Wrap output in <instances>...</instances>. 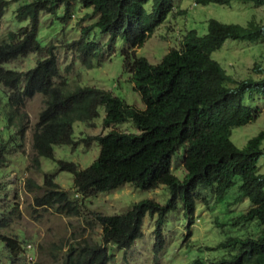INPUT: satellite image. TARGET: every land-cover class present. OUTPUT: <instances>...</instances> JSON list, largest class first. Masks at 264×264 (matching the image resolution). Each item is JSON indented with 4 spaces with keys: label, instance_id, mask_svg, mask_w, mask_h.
Here are the masks:
<instances>
[{
    "label": "trees",
    "instance_id": "trees-1",
    "mask_svg": "<svg viewBox=\"0 0 264 264\" xmlns=\"http://www.w3.org/2000/svg\"><path fill=\"white\" fill-rule=\"evenodd\" d=\"M195 1L202 5H230L234 0ZM239 1L264 5V0ZM77 2L90 9V15L96 19L82 30L78 39L66 45L79 53L88 68H93L101 49L100 43L90 38L91 31L99 28L108 34L110 49L121 42L123 69L130 75L144 108L128 103L111 90L95 85L71 88L66 79H61L55 45H43L39 40L41 14L68 21ZM149 2L29 0L20 5L15 14L20 23L26 24L10 31L7 39L0 42V84L5 89L6 103L12 109L7 126L21 112L26 99L37 93L44 95V107L33 132L36 155L32 157V164L36 168L41 165L42 157L56 159L55 145L77 143L74 124L99 118L101 107L105 110L103 124L106 128L131 122L136 129L127 132L113 127L106 134L91 137L99 143L100 151L85 168L56 159L60 170L73 174L74 197L54 181L52 174H45L46 190L35 197L38 207L76 216L81 213L82 199L126 183L142 190L164 186L170 193L164 204L144 198L124 212L98 213L96 219L103 229L101 241L83 239L76 244L69 243L64 264H109L112 258L109 246L124 251L130 249L144 236L147 215L156 217L153 252L159 254L166 247L164 224L168 214L182 206L185 217L189 218L195 213L198 201H220L237 184L238 178L239 193L235 201L247 198L250 205L234 223L257 221L264 225V172L259 166L264 155V130L243 147L237 146L231 138L235 127L253 122L259 116L246 98L255 94L264 97V69L255 63L254 71L262 73L261 78L236 79L212 56L229 39L264 41V23L251 19L244 25L210 18L205 34L200 35L196 29L188 30L179 47H172L160 62L153 64L138 55L136 49L144 46L174 6L172 0H154L152 8L148 9ZM9 4L10 0H0V29ZM60 4L65 5L64 15L58 13ZM32 52L39 56L36 64L25 71L3 66ZM27 126L22 121L17 126L21 139ZM180 148H184L186 174L183 178L173 172V159ZM6 149V143L0 141V165L6 161ZM29 185L33 186L31 180ZM2 212L0 229L8 226V216L4 217ZM0 241L10 257L23 254L25 240L0 232ZM217 247H229L231 251L229 256H222L211 264H264V229L257 237H229ZM193 264L207 263L196 258Z\"/></svg>",
    "mask_w": 264,
    "mask_h": 264
},
{
    "label": "rangeland",
    "instance_id": "rangeland-1",
    "mask_svg": "<svg viewBox=\"0 0 264 264\" xmlns=\"http://www.w3.org/2000/svg\"><path fill=\"white\" fill-rule=\"evenodd\" d=\"M28 1L10 0L0 29V42L7 39L10 31L26 24L20 23L15 14L16 9ZM153 3L154 0H150L147 8L151 9ZM172 3L174 7L166 20L157 27L142 48L136 49L138 55L145 56L153 64L160 62L172 47H179L188 30L196 29L200 35L205 34L210 18L244 25L251 19L264 23V5L257 6L253 2L234 0L230 5H202L195 4V0H172ZM64 7V4H60L58 13L64 15ZM87 11L90 9L77 2L72 10L74 16L68 21L56 19L54 15L47 13L41 14L39 40L43 45H55L61 66V79H66L71 88L77 85H95L111 90L128 103L144 108L140 95L129 79L130 75L123 69L121 50L124 45L121 42L110 49L112 47L107 42L108 34L99 28L91 31L90 38L100 43L101 49L99 59L93 62V68H88L79 53L66 45L67 42L78 39L82 30L95 21L96 18ZM38 56L32 52L4 63L3 66L25 71L36 64ZM212 56L236 79H259L263 76L254 71V65L259 63L264 69V41L229 39ZM6 101L5 89L0 84V141L7 145L6 161L0 165V211H3L4 217L8 216V226L1 228L0 232L25 240L33 248L17 257H10L0 241V264H64L69 243L76 244L83 239L101 241L103 229L96 219L98 213L111 215L124 212L133 203L144 198H153L164 204L170 197L164 186L142 190L126 183L112 191L99 192L82 199L81 213L76 216L59 213L53 208L38 207L35 197L41 196L46 190L45 174H52L54 181L67 190L71 198L74 197L73 174L60 170L56 159L75 162L85 168L98 157L100 151L99 143L91 137L106 134L113 127L127 132H135L136 129L131 122L106 128L103 124L105 110L101 107L99 118L90 122L77 121L74 124L77 143L55 145L56 159L42 157L41 165L36 168L32 164V157L36 155L33 149V132L44 107V95L37 93L26 99L21 112L10 120V128L7 126V119L12 109ZM246 102L258 110L259 116L253 122L234 128L231 138L239 147H243L251 137L264 130V97L255 94L252 98H246ZM20 121L28 125L23 139L17 133ZM183 152L184 148H180L173 159V172L180 178L186 174ZM259 166L260 171L264 172V155ZM29 180L33 182L32 187ZM239 182L238 178L237 184L220 201H198L195 213L189 218L185 217L182 206L168 214L164 224L166 247L159 254L153 252L156 217L147 215L143 226L144 236L130 249L124 251L116 246H109L112 253L109 264H193L196 258L211 264L222 256H229L231 249L217 247L220 242L235 236L257 237L264 229V225H259L257 221L234 223L250 205L247 198L235 201L239 193ZM28 255H34V258L30 260Z\"/></svg>",
    "mask_w": 264,
    "mask_h": 264
},
{
    "label": "clouds",
    "instance_id": "clouds-1",
    "mask_svg": "<svg viewBox=\"0 0 264 264\" xmlns=\"http://www.w3.org/2000/svg\"><path fill=\"white\" fill-rule=\"evenodd\" d=\"M195 4H197V2L195 1ZM87 12H91V10L90 11H87ZM86 12V13H87ZM74 16V15H73ZM134 84V83H133ZM33 248V245L31 244V243H23V249H24V252H28V251H30L31 249ZM23 252V253H24ZM29 256V259L30 260H32L34 257V255H28Z\"/></svg>",
    "mask_w": 264,
    "mask_h": 264
},
{
    "label": "bare ground",
    "instance_id": "bare-ground-1",
    "mask_svg": "<svg viewBox=\"0 0 264 264\" xmlns=\"http://www.w3.org/2000/svg\"><path fill=\"white\" fill-rule=\"evenodd\" d=\"M87 10V9H86ZM211 234V233H210Z\"/></svg>",
    "mask_w": 264,
    "mask_h": 264
}]
</instances>
